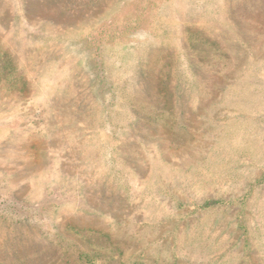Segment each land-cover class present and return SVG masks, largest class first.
I'll use <instances>...</instances> for the list:
<instances>
[{"label": "rangeland", "instance_id": "374dc122", "mask_svg": "<svg viewBox=\"0 0 264 264\" xmlns=\"http://www.w3.org/2000/svg\"><path fill=\"white\" fill-rule=\"evenodd\" d=\"M0 264H264V0H0Z\"/></svg>", "mask_w": 264, "mask_h": 264}, {"label": "trees", "instance_id": "16d2710c", "mask_svg": "<svg viewBox=\"0 0 264 264\" xmlns=\"http://www.w3.org/2000/svg\"><path fill=\"white\" fill-rule=\"evenodd\" d=\"M11 204H12V202L9 201V203H8L9 208H7V209H8V212L12 215L13 212L10 210V209H11ZM12 210H13V209H12Z\"/></svg>", "mask_w": 264, "mask_h": 264}]
</instances>
